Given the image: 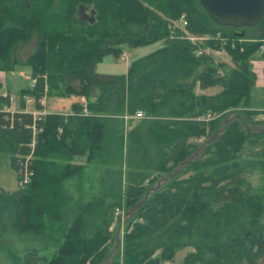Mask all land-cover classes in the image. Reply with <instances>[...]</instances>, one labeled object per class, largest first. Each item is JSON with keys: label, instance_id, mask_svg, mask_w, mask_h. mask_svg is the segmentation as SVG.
<instances>
[{"label": "trees", "instance_id": "trees-1", "mask_svg": "<svg viewBox=\"0 0 264 264\" xmlns=\"http://www.w3.org/2000/svg\"><path fill=\"white\" fill-rule=\"evenodd\" d=\"M80 8L92 11L91 20L78 16ZM180 14L183 29L171 26ZM254 27L257 35L248 37L246 27L216 25L198 0H0V71L23 65L32 80L19 89L14 110H5L11 103L0 92V152L9 154L16 180L10 192L0 188L7 264H104L114 209L133 206L151 172L176 167L191 153V139H204L224 112L246 106L255 80L250 59L260 47L264 60V17ZM184 32L218 33L222 46L203 45L224 49L231 65L210 53L195 56ZM34 35L33 50L15 59L14 49ZM156 42L119 76L95 69L106 56L115 61L122 45ZM213 86L219 90L211 95L194 91ZM42 95L83 97L86 113L78 101L69 114L23 111V96L40 109ZM136 111L143 115L132 120ZM252 122L258 129L230 121L207 147L211 157L191 164L192 175L153 190L105 264H159L184 246L192 250L181 264H257L264 180L254 191L245 176L254 169L264 175V121Z\"/></svg>", "mask_w": 264, "mask_h": 264}, {"label": "rangeland", "instance_id": "rangeland-1", "mask_svg": "<svg viewBox=\"0 0 264 264\" xmlns=\"http://www.w3.org/2000/svg\"><path fill=\"white\" fill-rule=\"evenodd\" d=\"M78 16L82 19L91 20L92 11L89 8L83 9L80 8L78 11ZM171 26L180 27L178 25V21H172ZM247 34V33H246ZM252 36L257 35V31L252 32ZM32 37L28 42L23 44L20 47H16L13 51V57L17 59L18 61H22L28 53H30L34 48L35 43V37ZM198 45H200L201 48L207 49L210 51L211 48H208L207 46L203 45L202 40L196 41ZM159 46V43H153L148 46L144 47H136V48H128L125 45H122V51L125 52V59L119 60V57L114 61L111 59V57L106 56L104 57L99 63L96 64V71L104 73L106 75H114L119 76L125 72L127 61L138 55H142L154 48ZM213 50V49H211ZM213 57H215L216 60L221 61L222 53L214 51ZM259 51H256L252 55L253 57H257L259 59L258 63L255 66V81L254 84L249 89L248 94V105H251L255 107V113H252L255 117H259L261 115V111L259 110L260 107H264V60L260 56ZM257 55V56H255ZM226 65L229 66L227 62H225ZM251 66V63H250ZM252 69V67H251ZM32 83V80L29 76V69L26 66L16 64L12 71H0V92L1 93H7L11 96V106L10 109L16 108L17 100H18V91L20 88L24 87H30ZM198 88H194V91L196 92ZM209 92L214 91L209 89ZM197 93V92H196ZM43 96L44 104L50 105L53 110L57 111L58 113L62 114H69L72 112V109L70 108V103L67 97L61 98L56 96H51L49 98L48 96ZM41 96V97H42ZM27 97V96H25ZM69 98L71 96H68ZM30 98V97H29ZM58 98V99H56ZM74 99V98H70ZM246 101V103H247ZM26 107L29 111H34V109L31 107L30 102H26ZM245 105L239 104L237 107L242 110H237L236 107L232 110L226 111L223 113V116H220L217 120V123H215L214 130L211 131V133L206 136L204 139L198 140V139H191L190 142L192 143V150L191 153L188 155V157L178 164L176 167L171 169L170 171L164 172V173H158V172H151L149 176V180L144 181L143 184L146 186V191L140 199L131 207L129 208H121L120 209V219H115V215L113 214V219L116 221L117 225L119 226L118 229L120 230V237L123 229L125 228L126 221L134 216V213L136 209L150 196L151 192L157 188H160L164 185L165 182L171 180V179H181L185 178L187 176H190L193 174V170L191 169V164L194 161H202L206 158H210V149H207V147L215 141L220 133L222 132L224 126L227 125L228 122L232 120H238L241 123V126L245 129L249 130H256L258 127L256 126V123H253L246 115L243 114V109ZM247 106V105H246ZM249 107V106H248ZM217 116V114H214ZM214 116V117H216ZM211 117V118H214ZM263 117V115H262ZM132 120H135L133 117H131ZM200 139V138H199ZM9 154L7 152H0V188L4 190L5 192H10L16 187V180H15V172L10 166L9 161ZM82 158H74V161H80ZM210 168H207L206 171H209ZM97 172H95L92 169L87 170V178L90 181H95ZM247 181L249 182V185L251 189L254 191H257L264 180V175L259 169H254L252 172H250L248 175L245 176ZM114 213V212H113ZM117 218V217H116ZM113 220V221H114ZM113 221L110 224V228L113 227ZM120 237L116 240L117 248L119 249V243H120ZM115 245V246H116ZM117 248L115 250V253L117 252ZM192 250V247L190 246H184L182 248L177 249L172 258L170 260H164L167 261L168 264H181L183 256ZM110 259V258H109ZM257 264H264V251L263 253L256 258ZM0 264H7L4 253L0 251ZM240 264H246L244 262H241Z\"/></svg>", "mask_w": 264, "mask_h": 264}, {"label": "water", "instance_id": "water-1", "mask_svg": "<svg viewBox=\"0 0 264 264\" xmlns=\"http://www.w3.org/2000/svg\"><path fill=\"white\" fill-rule=\"evenodd\" d=\"M210 20L220 26L253 27L264 17V0H198ZM241 35V32H239Z\"/></svg>", "mask_w": 264, "mask_h": 264}, {"label": "crops", "instance_id": "crops-1", "mask_svg": "<svg viewBox=\"0 0 264 264\" xmlns=\"http://www.w3.org/2000/svg\"><path fill=\"white\" fill-rule=\"evenodd\" d=\"M247 28V30L245 31L246 33H247V35H248V37H255V36H252L253 34H252V32H255V30L256 31H259V28H257V27H246ZM250 39H252V38H250ZM249 40V39H248ZM130 49H132V48H130ZM262 49V48H261ZM214 51H217V52H220V53H222V59H221V62H223V63H225V62H227L229 65H231V62H230V58H229V56H228V54L224 51V49H222V48H219V49H217V50H215V49H213V50H211L210 51V54H211V57H213L214 55H213V53L212 52H214ZM259 52H261V50H260V48H259V50H258ZM260 54V53H259ZM255 56H257V55H255ZM213 59H214V61L215 62H218V60H216L215 59V57H213ZM258 61H259V59H257V57H253V59L251 58L250 59V63H251V67H252V71L254 72V74H255V66H256V64L258 63ZM226 64V63H225ZM256 76V75H255ZM255 81V80H254ZM197 88V87H196ZM209 89H211V90H214V91H208ZM219 90V87H217V86H213V87H208V88H205V89H197V93H202V94H207V95H211V94H214V93H216L217 91ZM195 92V93H196ZM49 98H51V97H49ZM68 98V100H71V101H69V103H70V105H71V103H73V102H75V101H78L80 104H81V102H82V100H84V98L83 97H75V96H71L70 98H74V99H70L69 97H67ZM56 99H58V98H56ZM31 105V107L34 109V110H37V111H43V112H57V111H55V110H53L52 109V107L50 106V105H45L44 104V100H43V104L41 105V108L40 109H35L32 105L33 104H30ZM246 105L247 106H244L245 107V109H243V110H256L255 109V107H253V106H251V105H248V101H247V103H246ZM249 106V107H248ZM27 108V107H26ZM15 108H13L12 110H14ZM28 109V108H27ZM236 109L237 110H242V108L240 109L239 107H236ZM230 110H232V109H230ZM259 110L261 111V115L259 116V117H255L254 115H250L249 116V119L251 120H255V121H257V120H262V121H264V118L262 117V114H263V111H264V107H260L259 108ZM229 111V110H228ZM229 123V122H228ZM227 123V124H228ZM257 126V125H256ZM202 138H200V139H198V140H201ZM113 227H112V229H110L111 230V232H112V241L110 242V244H109V246H108V251H107V253H106V259H104V264L109 260V258L110 257H112V255L115 253V250H116V248H117V245H118V243H117V245H116V240L117 239H119V235H120V230L118 229V225H117V223H116V221H113ZM116 245V246H115ZM118 249V248H117Z\"/></svg>", "mask_w": 264, "mask_h": 264}, {"label": "built area", "instance_id": "built-area-1", "mask_svg": "<svg viewBox=\"0 0 264 264\" xmlns=\"http://www.w3.org/2000/svg\"><path fill=\"white\" fill-rule=\"evenodd\" d=\"M177 21H178V25H180L179 29H183L184 26L186 25V21H185L184 15L183 14H180L179 17H178V19H177ZM184 33L186 35V38L191 43L196 44V47L193 50V53H194L195 56H198V55H200L202 53H210V51H211V49H210V51H208L207 49L201 48L200 45H198V43H196V41H198V40L204 41V40H207V39H212V40L218 41L221 44V46H222V44H224L223 37L220 36L218 33H216L214 36H209V35L197 36V35L190 34L188 32H184ZM262 41H264V37L262 38ZM260 50H261V47H260ZM124 59H125V52L122 51L120 53V55H119V60H124ZM5 95H6L5 93H2V96H5ZM7 98L9 100V102L11 103V96L9 94L7 95ZM23 99H24L25 103L26 102H30V104H32V99L31 98L23 96ZM43 100H44L43 99V96L38 99V102H39L40 105L43 104ZM81 105H82V107H81L79 113L80 114H85L86 113V109H85V105H84V100H82ZM5 110L11 111L12 109H10V107H7V108H5ZM23 111H27V112L31 113V115L33 116V118H36L37 116L42 115L44 113L43 111H37V110L29 111L26 108V104H25V108H24ZM142 115L143 114L140 111H136L134 113V115H132L131 117H133V118H140V117H142ZM262 115H263V118H264V112H263ZM202 117H204V116H202ZM204 118L205 119H209L208 116H205ZM33 129H34V127L32 126V130ZM25 181H26V176H24V178L22 179V183L25 182ZM119 213H120V209L115 208L114 209V215L117 217V216H119ZM119 219H120V216H119ZM159 264H168V263H167V261H163V262H161Z\"/></svg>", "mask_w": 264, "mask_h": 264}]
</instances>
